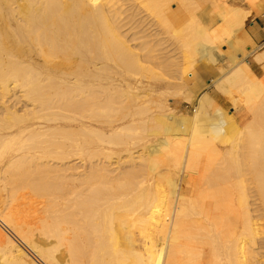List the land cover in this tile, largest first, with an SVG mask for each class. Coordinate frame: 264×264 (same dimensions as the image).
Wrapping results in <instances>:
<instances>
[{
	"label": "bare ground",
	"instance_id": "bare-ground-1",
	"mask_svg": "<svg viewBox=\"0 0 264 264\" xmlns=\"http://www.w3.org/2000/svg\"><path fill=\"white\" fill-rule=\"evenodd\" d=\"M208 1L0 0V184L47 194L34 223L0 199V264H264V49L262 75L244 61L264 3ZM225 59L244 125L200 92Z\"/></svg>",
	"mask_w": 264,
	"mask_h": 264
},
{
	"label": "rangeland",
	"instance_id": "rangeland-1",
	"mask_svg": "<svg viewBox=\"0 0 264 264\" xmlns=\"http://www.w3.org/2000/svg\"><path fill=\"white\" fill-rule=\"evenodd\" d=\"M206 2H207V4L208 5H210V2L208 1V0H206ZM204 5L203 6H208L205 2L203 3ZM174 6V5H173ZM260 14V13H259ZM250 18L251 17H249L247 20H246V22H245V28H246V26L248 25V23H249V20H250ZM164 36H166L165 37V42H164V40H163V48H164V46L166 47L167 46V48H164V52L166 53L167 51H169L170 53H168L169 54V56L170 55H176V53H177V55L179 54V52L178 51H176V53H175V51H173V53H172V48H173V50H175L176 48H175V44H173L174 42V40L171 42V40H172V38H168V36L165 34ZM167 39H169V40H167ZM168 41V42H167ZM171 44H170V43ZM168 44H170V46H168ZM171 45H172V48H170L171 47ZM254 46V47H253ZM162 47H159L158 46V48L161 50V52H160V50L158 49V52H160L161 54L162 53H164L163 52V48ZM175 48V49H174ZM165 49H168V50H166L165 51ZM170 49H171V51H170ZM231 51H230V50ZM250 49L251 50H253L251 53H249V55H248V53H246L247 51H245V49H244V53L246 54L245 55V58H244V61H246L248 64H249V66L251 67V69L253 70V72L255 73V74H257L258 76H260V75H262V64L261 63H259V62H255V60L252 58L253 56H254V54H255V52L257 51V52H259V51H261V50H263L264 49V41H262L261 43H257V44H255L254 43V41H253V44L251 45V46H249V48H248V51H250ZM177 50V49H176ZM223 50H225V51H223ZM227 51H229V53L231 54V52H232V48L231 47H229L228 45L226 46L225 44L222 46V52L227 56V55H229V53L227 52ZM164 53V54H165ZM168 54H165V55H163V56H165V58L164 57H162L163 59H170V57L169 56H166V55H168ZM176 55V56H177ZM180 55V54H179ZM179 55L177 56V58L179 57ZM162 56V55H161ZM167 57H169V58H167ZM175 57V56H174ZM177 58H175V59H177ZM180 58V57H179ZM178 58V59H179ZM226 58V57H225ZM181 59V58H180ZM179 59V60H180ZM246 59V60H245ZM253 59V60H252ZM171 60V59H170ZM172 60H174V59H172ZM171 60V61H172ZM175 61V62H180V61ZM226 61H218L214 66H212V67H208V66H203V63H206V61L204 62V60H202L201 62H199V64L201 65V67H200V71H201V73H203V79H204V76L206 77L203 81H204V83H205V86L200 90V92H207L212 98H213V106H220V107H222L223 109H225V112H226V114L229 116V115H231V117H232V119L234 120V121H237V122H239V123H241L242 125H244V124H246L249 120H250V116H249V112L247 111V108L245 107V106H243V105H241L240 103H239V105L237 106V105H233L232 104V102H231V100H229L230 98H231V96L230 97H228L229 95H227L226 94V96H225V94H223V93H221L217 88H216V86L214 85V83L212 82V79H213V77H214V74L216 73V71H218V69H217V67H220V65L222 64H228V59H225ZM169 61V60H168ZM252 61V62H251ZM174 62V64H172L171 65V69L172 68H174V67H176L175 65H176V63ZM181 62H182V60H181ZM219 63V64H218ZM171 64V63H170ZM178 64V63H177ZM168 65H169V63H168ZM173 65H174V67H173ZM221 65V66H222ZM171 69H168L169 71L171 70ZM167 71V70H166ZM205 88V89H204ZM205 90V91H204ZM174 95H168V96H170V97H168V103L171 105V107H172V111L173 112H170V113H177L178 115L177 116H174V117H177V118H179V119H184L183 117H180V114H181V116L184 114V113H187V114H189V113H191V112H194V110H195V107L193 106V105H191V104H188V103H186L185 102V100H183V98H182V96H183V93H173ZM175 94H177V96L175 95ZM233 95H237V93L235 92H233ZM173 96V97H172ZM201 110H199L197 113L198 114H201ZM179 116V117H178ZM174 122V121H173ZM183 122V123H182ZM182 123V124H181ZM176 124H178L177 126H178V129L179 128H181V129H183V131L186 129V127L185 126H187V123H185L183 120L182 121H179L178 123H176ZM183 125V127L181 126V125ZM181 126V127H180ZM180 129V130H181ZM114 148V149H113ZM113 153H110V154H112V156H111V161H109V162H111V165H115L116 164V161H117V164L116 165H119L118 163L119 162H124L125 160L124 159H127V158H125V157H127L126 155H125V153L123 154V151L122 150H120V149H116L117 148V146H113ZM139 147H137L136 149H138ZM136 149L134 150V151H136ZM122 151V152H121ZM116 152H118L119 154L117 155V154H115ZM137 152H135V153H133V155H137L136 154ZM115 154V155H114ZM117 155V156H116ZM114 156H116V158L114 157ZM119 156V157H118ZM123 157V158H122ZM107 159V160H106ZM113 159H114V161H113ZM117 159V160H116ZM104 160V159H103ZM105 160H106V162L104 161V163H108L107 161H108V158H105ZM119 160H121V161H119ZM124 160V161H123ZM72 162H76L77 163V165H79L80 163L78 162V160H73ZM71 162V163H72ZM115 162V163H114ZM112 163H114V164H112ZM124 164V163H123ZM122 164V165H123ZM110 165V164H109ZM121 165V164H120ZM1 168V167H0ZM80 170V169H79ZM0 174H1V172H0ZM2 175V174H1ZM2 180H0V182H1ZM3 187H4V189L5 190H7V192H5V190H1V191H3V192H5V193H2L1 191V195H0V199L3 201V199H4V203H5V205H7L6 204V201L7 200H11V198L13 199L14 197H15V194L12 196V193L11 192H9L10 190H12L10 187H7V186H11L10 184L9 185H5L4 184V181H3ZM2 184H0V187H1V185ZM26 186V185H25ZM23 184L21 185V187H20V185L18 186V187H20V188H22L21 190H19V191H17V193H16V196H18V197H15L16 199H14V202H12V204H11V202H8V203H10L12 206L14 205V204H16V205H18V206H14L13 208H12V210H13V213L15 214L16 212H19V215H20V217H18L17 216V213L15 214V216L16 217H18L19 219H21V217L24 219V221L26 222V223H32L33 221H35L36 222V220L41 216V215H43V213L41 212V211H43V209L44 208H42V206L43 207H45V202L47 201L45 198L47 197V196H45V195H47L44 191H38V192H36V193H38V194H35L34 193V191H32V193H34L33 194V196H32V194H30L31 193V189H27L26 187L28 186H26L25 187ZM7 187V188H6ZM17 187V188H18ZM23 187L25 188V189H27V190H24L23 189ZM8 188H10V189H8ZM19 188V189H20ZM29 188V187H28ZM9 190V191H8ZM22 190H24V191H26V193H27V191H28V195H26L25 197H24V199H23V196L25 195V192L24 191H22ZM56 191H57V189H56ZM58 191H59V189H58ZM63 190H61V195L64 193V192H62ZM22 192H24V193H22ZM54 194H57V193H55V190H53L52 191ZM7 193V194H6ZM20 193V194H19ZM22 193V194H21ZM41 193V195H39ZM60 193V192H59ZM30 194V195H29ZM3 195H5V197H3ZM9 196V198L10 199H8V196ZM42 195H44V196H42ZM32 196V197H31ZM28 197V198H27ZM42 198V200H41V198ZM21 199H23V200H21ZM12 201V200H11ZM45 201V202H44ZM30 202V203H29ZM18 203V204H17ZM0 204H2V203H0ZM3 205V204H2ZM10 206V205H9ZM8 206V207H9ZM12 206H10V207H12ZM0 207H1V205H0ZM10 207L8 208L10 211H11V209H10ZM22 208V209H21ZM30 209H31V211H30ZM41 209V210H40ZM15 210V211H14ZM37 211H39L38 213H37ZM12 212V211H11ZM40 213H42V214H40ZM34 223V222H33ZM140 237V238H139ZM142 238V236L140 235V233H139V231L137 230V229H134L133 231H132V242H133V244L138 248V249H140V248H142L141 246H142V244L144 245V243H142L141 244V242H143V239H141ZM140 241V242H139ZM261 252L260 253H262V256H264V249H262V250H260Z\"/></svg>",
	"mask_w": 264,
	"mask_h": 264
},
{
	"label": "crops",
	"instance_id": "crops-1",
	"mask_svg": "<svg viewBox=\"0 0 264 264\" xmlns=\"http://www.w3.org/2000/svg\"><path fill=\"white\" fill-rule=\"evenodd\" d=\"M263 3H264V0H262V5ZM253 15L254 16L252 17L250 16L251 18L245 30L247 31L249 36L252 35L251 36L252 40L254 41L255 44H257V43H261L262 41H264V29H263L264 28V10L260 14L256 13Z\"/></svg>",
	"mask_w": 264,
	"mask_h": 264
},
{
	"label": "built area",
	"instance_id": "built-area-1",
	"mask_svg": "<svg viewBox=\"0 0 264 264\" xmlns=\"http://www.w3.org/2000/svg\"><path fill=\"white\" fill-rule=\"evenodd\" d=\"M264 29V28H263Z\"/></svg>",
	"mask_w": 264,
	"mask_h": 264
}]
</instances>
